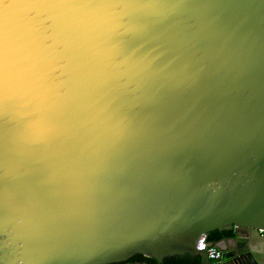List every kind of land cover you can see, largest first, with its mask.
<instances>
[{"label": "water", "instance_id": "1", "mask_svg": "<svg viewBox=\"0 0 264 264\" xmlns=\"http://www.w3.org/2000/svg\"><path fill=\"white\" fill-rule=\"evenodd\" d=\"M137 255L264 264V0H0V264Z\"/></svg>", "mask_w": 264, "mask_h": 264}, {"label": "trees", "instance_id": "2", "mask_svg": "<svg viewBox=\"0 0 264 264\" xmlns=\"http://www.w3.org/2000/svg\"><path fill=\"white\" fill-rule=\"evenodd\" d=\"M234 234H235L234 231H224V232L215 231L210 233L208 237V241L216 242L221 238L234 236ZM131 261H135L138 263L146 262L148 264H159L157 260L152 258H147L142 255H137L131 258ZM163 264H202V258L199 256H191V255L176 256L165 259Z\"/></svg>", "mask_w": 264, "mask_h": 264}, {"label": "built area", "instance_id": "3", "mask_svg": "<svg viewBox=\"0 0 264 264\" xmlns=\"http://www.w3.org/2000/svg\"><path fill=\"white\" fill-rule=\"evenodd\" d=\"M197 248L200 250H206L207 249L208 254H209V258L213 261H218L221 258V252L217 248L209 245L207 243V239L205 236L201 237V239L198 242Z\"/></svg>", "mask_w": 264, "mask_h": 264}, {"label": "flooded vegetation", "instance_id": "4", "mask_svg": "<svg viewBox=\"0 0 264 264\" xmlns=\"http://www.w3.org/2000/svg\"><path fill=\"white\" fill-rule=\"evenodd\" d=\"M235 236V235H234ZM230 237H233V236H230ZM226 238H229V237H224V238H221V239H219V240H217V241H220V240H222V239H226ZM216 241V242H217ZM221 252V251H220ZM222 252H221V258H222ZM220 258V259H221ZM213 261V260H212ZM134 263H138V262H135V261H131V259L129 260V261H127V262H124V263H120V264H134ZM139 263H142V264H145L146 262H139Z\"/></svg>", "mask_w": 264, "mask_h": 264}]
</instances>
